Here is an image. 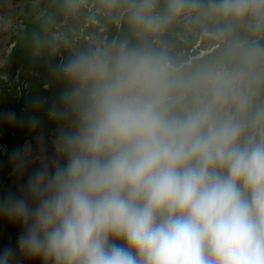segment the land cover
I'll return each mask as SVG.
<instances>
[{
    "label": "clouds",
    "instance_id": "9594fccd",
    "mask_svg": "<svg viewBox=\"0 0 264 264\" xmlns=\"http://www.w3.org/2000/svg\"><path fill=\"white\" fill-rule=\"evenodd\" d=\"M129 36L54 69L60 125L0 219L40 264H264V0H105ZM182 25L211 49L165 37ZM206 45V46H207ZM37 110L43 101H36ZM23 121L0 112V126ZM39 120L27 125L36 132ZM31 144L9 162L23 175ZM17 264L19 262L17 261Z\"/></svg>",
    "mask_w": 264,
    "mask_h": 264
},
{
    "label": "rangeland",
    "instance_id": "374dc122",
    "mask_svg": "<svg viewBox=\"0 0 264 264\" xmlns=\"http://www.w3.org/2000/svg\"><path fill=\"white\" fill-rule=\"evenodd\" d=\"M116 12L119 10L107 7L105 0H0V112L18 114L19 107L23 112L27 108L37 110L36 101L44 102L39 111L48 112L68 87L54 83V76L49 79L53 62L61 65L79 51L104 44L112 36L108 17ZM128 36L131 38L130 33ZM165 40L175 51L192 57L203 55L212 47L204 40L193 39L182 25L173 28ZM5 128L0 126V161L6 153ZM38 138L35 136L22 146L30 143L32 149L30 160L33 162L25 168V182L11 186L7 193L22 194L28 177L40 166ZM54 140L55 137L50 136L42 139L49 156L54 153ZM9 178L10 175L5 183ZM22 231V225L14 226L0 219V250L11 247L15 251ZM17 261L19 264H40L38 260L19 255L14 264Z\"/></svg>",
    "mask_w": 264,
    "mask_h": 264
},
{
    "label": "trees",
    "instance_id": "16d2710c",
    "mask_svg": "<svg viewBox=\"0 0 264 264\" xmlns=\"http://www.w3.org/2000/svg\"><path fill=\"white\" fill-rule=\"evenodd\" d=\"M119 17H121L119 15V12L117 14H114L112 17H108L109 30L111 31L110 34L112 36L110 37L109 40H106L105 43H111L112 41H114L113 39L114 37L117 38V40H119L121 38H124L126 35L127 36L129 35L128 26L125 19L121 18L118 25L115 24L116 22H118ZM20 53H22V51H18V54ZM50 58L52 59L53 57L51 56ZM52 65H53V73L49 75L50 77L49 79L54 78L55 79L54 83L59 84L60 86L67 85L65 82L57 79L54 74V69L57 66H59V62L55 61L53 62ZM52 76L54 77L51 78ZM59 96L55 104H58ZM17 117L23 121V124L18 123L15 127L6 126L4 130V134H5L4 145L6 147V153L2 156L0 161V178H1L0 199L4 198V196L7 194L11 186L15 185L17 187V184L25 182V181L23 182V179L25 178V171L23 175H17L16 173H14L12 167L10 166L9 153L13 149L22 148L23 144L26 141L31 140L35 136H38L41 139H44L49 136L56 137L58 129L60 127V125L53 123L50 120L48 116V112L43 113L39 110H33V109L31 110L29 108H27L26 112H23L22 108L19 107ZM30 117H35L40 122L36 129V132H32L27 125V120ZM9 175L10 178L5 183V180ZM7 224H10V222L7 221ZM13 225L15 226L16 224ZM7 238H10L9 234L7 235Z\"/></svg>",
    "mask_w": 264,
    "mask_h": 264
}]
</instances>
